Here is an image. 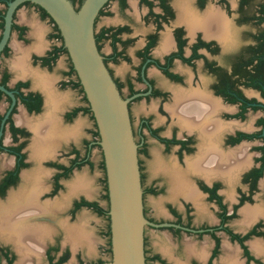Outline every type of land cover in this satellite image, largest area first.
<instances>
[{
	"label": "flooded vegetation",
	"instance_id": "af4514ba",
	"mask_svg": "<svg viewBox=\"0 0 264 264\" xmlns=\"http://www.w3.org/2000/svg\"><path fill=\"white\" fill-rule=\"evenodd\" d=\"M12 1L0 0V42ZM69 1L76 7L80 0ZM45 18L52 28L43 51L35 45V28ZM94 39L128 101L146 228L163 239L154 240L149 261L224 264L230 251L236 264H264L251 246H264V0H108L95 18ZM59 41L40 7L24 2L15 8L0 50V217L51 230L36 254L21 252L16 234L0 232V264H66L70 256L87 264L66 231L77 212L96 213L91 204L97 202L69 189L82 169L91 170L98 134L83 123L75 137L34 160L30 144L37 134L23 121L36 123L50 110L33 75L50 70L66 53ZM67 59L68 69L51 88L62 100L54 110L58 127L69 130L77 116L91 119L92 113ZM66 87L78 95L73 105L61 96ZM177 174L185 181L179 191L173 188ZM55 203L61 207L50 215L25 207ZM243 209L256 214L245 221Z\"/></svg>",
	"mask_w": 264,
	"mask_h": 264
},
{
	"label": "water",
	"instance_id": "95a60500",
	"mask_svg": "<svg viewBox=\"0 0 264 264\" xmlns=\"http://www.w3.org/2000/svg\"><path fill=\"white\" fill-rule=\"evenodd\" d=\"M107 1L83 0L78 6V0H75L77 4L75 7L69 0H13L6 13L5 32L0 42V50L9 35L11 15L18 5L24 2L37 5L54 23L67 55L60 54L50 70L39 69L43 75H33L44 90L46 105L50 110L36 123L23 119L37 134V139L30 144L31 157L38 160L49 155L58 141L75 137L79 125L83 123L92 130L93 136L98 134L97 146H93L91 150V170L82 169L79 175L83 178L76 179L69 190L71 193L87 192L90 200L97 202L105 214L98 215L87 210L77 212L72 222L74 226L67 229L66 237L76 250L82 252L87 264H95L98 260L105 262L101 264H155L149 261L154 240L156 239L158 244H163V239L159 234L153 236L146 228L150 224L143 214L137 147L128 114V101L121 98L94 39L95 18ZM27 15L28 20L34 16L33 13ZM36 23L35 34H38V41L35 45H39L38 48L44 51L50 44L46 36L52 28V23L48 18ZM101 23L100 18L97 27ZM31 44L34 42L28 43L27 50ZM67 56L92 113L91 119L87 115L77 116L74 121L76 125L74 124L75 126L69 130L58 127L54 110L62 100L58 99L51 88V84L54 85L60 80L62 72L68 69ZM23 60L17 59V64H22ZM60 92L61 96L69 101L66 105L77 102L78 95L70 88L66 87ZM137 113L138 111L132 106L131 115L134 125H136ZM144 167L143 185L147 187L151 177L146 160ZM175 176L173 188L182 190L185 188V181L181 174ZM33 189L37 190L38 185L35 184ZM26 206L48 215L61 207L58 203L50 207L46 204L40 207L31 204ZM145 206L150 215L151 201L148 196L145 197ZM259 213H264V209ZM241 214L243 220L249 221L256 212L243 209ZM50 230L51 228L45 224L34 225L27 221L17 222L0 217V232L13 233L12 236L16 234L19 237L21 252L24 254L39 252ZM251 246L264 256V246L261 243L253 242ZM231 257V252L228 251L226 261L228 264H236L234 260H230ZM226 261L224 264L227 263ZM25 262L26 259L21 260V263ZM66 264L77 263L73 260V256H70Z\"/></svg>",
	"mask_w": 264,
	"mask_h": 264
},
{
	"label": "trees",
	"instance_id": "16d2710c",
	"mask_svg": "<svg viewBox=\"0 0 264 264\" xmlns=\"http://www.w3.org/2000/svg\"><path fill=\"white\" fill-rule=\"evenodd\" d=\"M73 1H74V0H73ZM82 1H83V0H80V1H79V5L81 4ZM79 5H78V6H79ZM44 14H45V16L47 17V14H46L45 12H44ZM57 31H58V30H57ZM58 38L60 39V41H62L59 32H58ZM61 51H62V52H65V49H63V47H62V48H61ZM91 207H92V209H93L96 213H98V214H103V212L98 208V206H97L96 203H92V204H91Z\"/></svg>",
	"mask_w": 264,
	"mask_h": 264
}]
</instances>
